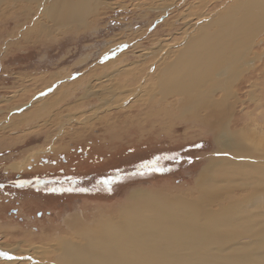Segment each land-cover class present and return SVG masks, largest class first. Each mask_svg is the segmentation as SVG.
Masks as SVG:
<instances>
[{
    "label": "rangeland",
    "instance_id": "rangeland-1",
    "mask_svg": "<svg viewBox=\"0 0 264 264\" xmlns=\"http://www.w3.org/2000/svg\"><path fill=\"white\" fill-rule=\"evenodd\" d=\"M30 1L0 3V245H17L30 253L18 250L19 255L14 256L29 255L36 260L21 264H47L38 261L39 249L29 246H42L60 236L69 238L73 230L115 219L130 204L135 191H147L153 200L182 196L193 189L206 158L217 147L213 133L198 123L181 122L171 115L140 121L136 116L142 106L135 101L142 100L146 91L140 95L134 92L96 114L90 110L97 100L94 97L82 102L68 96L52 107L33 104L60 84L77 80L119 55L124 54L121 60L128 62L136 59L128 55L133 51L153 49L161 54L182 37L187 27L184 16L197 11L194 2L203 6L211 0H102L78 30L71 24L52 23L42 16L36 2ZM158 4H169V9H156ZM190 5L193 9L186 10ZM17 23L21 25L16 27ZM169 33L168 44L158 51L156 39H165ZM4 42L10 47L6 49ZM17 42L21 44L13 46ZM259 45L254 44L257 53L264 47ZM136 64L132 70L141 72L143 65ZM258 65L260 75L253 76L264 88V59ZM64 69L69 72L55 80ZM118 78L113 82L120 85L123 79ZM252 78L241 82L240 93ZM51 80L53 84L47 86ZM260 92L264 99V90ZM263 103L253 114L264 112ZM252 108L249 102L246 109ZM42 110L50 112L40 115ZM28 114L31 122L21 120ZM240 115L241 120L247 117L235 112L236 117ZM48 118L49 125H45ZM81 118L84 122L77 124ZM157 157L156 167L163 171L139 168ZM107 177H118L111 190L98 183ZM47 257L54 260L52 253Z\"/></svg>",
    "mask_w": 264,
    "mask_h": 264
},
{
    "label": "bare ground",
    "instance_id": "bare-ground-1",
    "mask_svg": "<svg viewBox=\"0 0 264 264\" xmlns=\"http://www.w3.org/2000/svg\"><path fill=\"white\" fill-rule=\"evenodd\" d=\"M33 1L43 17L58 26L74 25L76 30L84 27L87 16L104 3L102 0ZM208 5L213 8H207ZM155 8L166 11L169 4H158ZM193 8L197 11L184 16L187 27L182 37L173 41L175 44L164 48L170 33L165 34V39L153 38L158 51L164 48L165 55L153 49L138 50L128 54L136 58L128 62H122L124 54L119 55L87 70L77 80L60 84L42 101L33 104L52 107L55 101L68 96L79 97L82 102L94 97L97 100L90 110L96 114L134 92L140 95L146 91L142 100L135 101L142 106L136 116L140 121L171 115L181 122L198 123L213 133L217 148L206 156L193 189L182 196L154 200L147 191H135L130 204L115 219L103 220L93 228L73 230L69 238L60 236L42 246H29L40 250L38 261L264 264V112L253 114L264 101L260 98V89L264 88L253 76L264 59V47L258 53L253 50L255 43L264 44V0H211L203 6L196 1ZM193 8L190 5L186 10ZM20 25L17 23L16 27ZM166 29L170 30L168 26ZM4 44L6 49L10 47V43ZM147 60L149 63L145 65ZM136 62L143 65L141 72L132 70L138 67ZM68 72L69 69L58 72L55 80ZM250 76L252 80L240 93L241 82ZM118 77L123 79L120 85L113 82ZM97 84L100 85L96 87ZM249 102L253 105L250 111L246 109ZM65 107L70 109L68 103ZM43 110L40 115L50 112ZM237 111L247 117L241 120V115L235 116ZM26 119L31 122L29 114L21 116V120ZM84 119L76 123L82 124ZM48 122L49 118L45 125ZM244 192L246 196L242 195ZM12 245H0V253L12 257L0 255V264L36 261L29 255L14 256L19 255L18 250L30 252ZM49 253L54 257L52 262L46 259Z\"/></svg>",
    "mask_w": 264,
    "mask_h": 264
},
{
    "label": "snow or ice",
    "instance_id": "snow-or-ice-1",
    "mask_svg": "<svg viewBox=\"0 0 264 264\" xmlns=\"http://www.w3.org/2000/svg\"><path fill=\"white\" fill-rule=\"evenodd\" d=\"M196 147H200V145H196ZM159 160V157L156 158V160L153 161H148L146 163H143L139 165V168L141 169H149L151 171H163V169L156 167V162ZM143 174V173H140ZM118 179V177H107V178H102L98 183L103 184L106 188L111 190V185L115 182V180ZM83 191V189H81ZM0 255L6 256L8 259H12V257H8L6 253H0Z\"/></svg>",
    "mask_w": 264,
    "mask_h": 264
}]
</instances>
